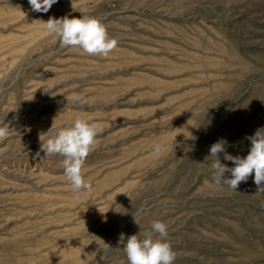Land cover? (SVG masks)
<instances>
[{"label":"rangeland","instance_id":"374dc122","mask_svg":"<svg viewBox=\"0 0 264 264\" xmlns=\"http://www.w3.org/2000/svg\"><path fill=\"white\" fill-rule=\"evenodd\" d=\"M82 15L117 39L108 57L46 30ZM78 117L104 132L82 169L91 191L76 193L40 136ZM6 124L0 264H128L120 235L143 240L156 220L173 264H264V190L254 173L235 190L215 183L206 159L221 138L246 157V137L264 128V0H57L47 13L0 0Z\"/></svg>","mask_w":264,"mask_h":264},{"label":"clouds","instance_id":"9594fccd","mask_svg":"<svg viewBox=\"0 0 264 264\" xmlns=\"http://www.w3.org/2000/svg\"><path fill=\"white\" fill-rule=\"evenodd\" d=\"M35 12L47 13L57 0H28ZM45 23L49 34L59 38L61 47H78L84 53L91 56L108 57L117 47L118 41L109 37L108 31L98 18L82 15L80 18L67 16L56 19L50 18ZM74 101L88 104L86 97L76 95ZM10 132L9 126H0V141L4 140ZM104 132V128L98 122H92L82 118H76L68 127L60 128L54 136L41 140V150L46 155L58 154L64 159L60 162L73 192L81 190L91 191L92 185L87 182L82 174L84 162L89 153L97 146V136ZM251 147L246 157L232 156L227 153L228 141L224 138L210 146V155L206 159H213L211 164L212 178L215 183L223 181L230 189H237L241 182H246L254 173V183L258 190H264V128H259L251 136L246 137ZM159 143L153 146L155 154L162 151ZM223 153V159L231 161L235 166L227 167L222 164L219 154ZM230 172L231 178L224 179V173ZM135 219V217H134ZM152 233L158 234L154 239ZM168 235L167 225L159 220L151 224V232L143 240L137 235L128 237L126 243L124 234L119 237V243L123 244L128 264H173L176 253L166 241Z\"/></svg>","mask_w":264,"mask_h":264}]
</instances>
